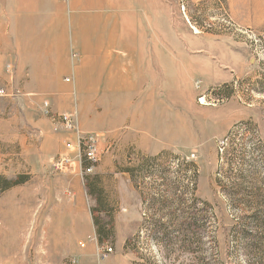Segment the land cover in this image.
<instances>
[{
    "label": "rangeland",
    "instance_id": "1",
    "mask_svg": "<svg viewBox=\"0 0 264 264\" xmlns=\"http://www.w3.org/2000/svg\"><path fill=\"white\" fill-rule=\"evenodd\" d=\"M153 1L152 25H138L151 33L137 41L152 51L142 67V79L152 83L143 106L149 130L175 135L182 153L122 152L118 138L127 126L116 128L114 106L91 102L77 112L65 73L60 90L70 94L71 108L58 101L52 111L40 95L37 126L0 122V264H79L69 254L74 240L80 251L93 246L101 263L115 257L123 264H256L236 234L247 214L230 206L220 185L259 159L254 146L264 148V0H169L164 10L165 0ZM59 2L66 21L86 14L69 12L70 0ZM87 3L94 9L99 0ZM13 69H5L11 79L0 82L8 92L0 102L36 97L15 85ZM8 108L0 107V120ZM57 114L72 115L74 128ZM75 135L97 140L90 171ZM62 158L68 161L55 170ZM185 162L197 169L194 192L190 180L179 178ZM105 247L112 252L102 259Z\"/></svg>",
    "mask_w": 264,
    "mask_h": 264
},
{
    "label": "crops",
    "instance_id": "2",
    "mask_svg": "<svg viewBox=\"0 0 264 264\" xmlns=\"http://www.w3.org/2000/svg\"><path fill=\"white\" fill-rule=\"evenodd\" d=\"M74 1L70 0L69 12L86 14L69 16L66 21L59 0H0V82H10L5 69L13 66L15 85L20 84L26 95H36L1 101L0 107L10 108L3 110L0 122L11 125L19 120L31 121L37 126L34 111L40 105V95L48 98L52 111L58 112V101L65 102V109L71 108L70 94L60 90L66 73L72 78L69 92H74L77 112H83L80 105L91 102L114 106L108 108L120 120L116 128L127 126V132L118 138L122 152L130 148L147 155L162 151L181 154L175 135L163 136L155 129L149 130L150 115L143 106V100L152 94V83L142 79V67L151 63L147 57L152 51L139 48L137 41L147 40L151 33L138 32V25H152L154 1L99 0L94 9H89L88 1L82 6H75ZM169 5L170 1L165 0L162 10ZM88 65L93 69L87 71ZM136 97L144 99L133 105ZM76 243L74 240L69 254L75 255L79 264H123L115 257L101 263L92 245L80 251Z\"/></svg>",
    "mask_w": 264,
    "mask_h": 264
},
{
    "label": "trees",
    "instance_id": "3",
    "mask_svg": "<svg viewBox=\"0 0 264 264\" xmlns=\"http://www.w3.org/2000/svg\"><path fill=\"white\" fill-rule=\"evenodd\" d=\"M260 148H253L258 154V160H252L253 163L248 165V168L232 170L233 176L229 178L228 184L220 185L222 193L228 197L230 206L247 214V221L239 223L236 234L239 241H242L244 252H254L256 264H262L260 261L264 260V148ZM183 164L185 169L179 172V178L190 180V187H193L191 190L194 192L197 169L192 164ZM18 183L21 182L11 185ZM7 188V185L3 187L4 190Z\"/></svg>",
    "mask_w": 264,
    "mask_h": 264
},
{
    "label": "built area",
    "instance_id": "4",
    "mask_svg": "<svg viewBox=\"0 0 264 264\" xmlns=\"http://www.w3.org/2000/svg\"><path fill=\"white\" fill-rule=\"evenodd\" d=\"M75 57V56H73ZM8 96V92L4 89H0V98H4ZM44 108V113L45 115H50V111L49 109V105L48 103H44L43 104ZM56 119H58L60 122H62V124L64 125V127L70 131V129L74 128V119L73 116L70 114H57ZM76 136V145L77 148H79V152L82 154V158L85 160V162H87L89 168L87 171H90L93 168V164L97 162L98 160V155H97V144H96V138L92 135H87V136H80V135H75ZM75 146V144L73 143H68L66 144V148L67 150H73V147ZM193 158V156H191ZM68 160L66 158H62L60 160H58L55 164H54V168L56 169H60L62 167V163L67 162ZM81 247H83L81 245ZM111 248H102L101 249V253L100 255L102 256V259L104 258L105 255H108L109 253H111ZM66 264H78L77 261L75 260H69Z\"/></svg>",
    "mask_w": 264,
    "mask_h": 264
},
{
    "label": "bare ground",
    "instance_id": "5",
    "mask_svg": "<svg viewBox=\"0 0 264 264\" xmlns=\"http://www.w3.org/2000/svg\"><path fill=\"white\" fill-rule=\"evenodd\" d=\"M90 0H88V2H89ZM92 5H89V7H91Z\"/></svg>",
    "mask_w": 264,
    "mask_h": 264
}]
</instances>
